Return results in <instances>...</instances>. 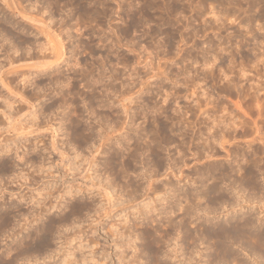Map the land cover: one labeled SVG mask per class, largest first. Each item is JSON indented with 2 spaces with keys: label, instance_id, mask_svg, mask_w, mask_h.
<instances>
[{
  "label": "rangeland",
  "instance_id": "1",
  "mask_svg": "<svg viewBox=\"0 0 264 264\" xmlns=\"http://www.w3.org/2000/svg\"><path fill=\"white\" fill-rule=\"evenodd\" d=\"M0 24V80L3 82L0 84V96L12 106L6 110L0 102V139L7 143L15 141L24 144L16 154L0 153V264H59L57 258L60 254H56L55 249L61 247L73 252L70 257L76 260L74 264H81L80 260L86 264H204V258L209 253H214L212 263L213 260L219 262L221 258L222 262L227 257L228 261L231 260L230 264H236L241 260L235 256L240 254L243 261L239 264L264 263L261 252L264 253V245L257 239L253 240L255 236L246 241L258 242L257 247L253 243L249 246L245 243L248 250L249 247L254 248L252 251L261 246L257 249L259 253L250 250L248 257L246 244L243 248V242L240 245L237 238H234L236 243L230 237L233 241L226 238L229 242L224 243L227 250L224 248L223 251L227 253L221 251V256L215 259L220 250L219 240L214 241L219 239L218 234L214 232L219 229L212 224L210 226L202 216L210 182L209 162L218 165L216 170L219 172L216 171L215 175L220 180V172L224 171L226 178L234 173V176L228 175L234 180L236 176H243L240 173L247 164L259 160L264 164V153L254 148L258 142L252 138H257L255 133L252 134V125L255 124L253 120L261 117L260 114L263 116L264 106L261 104L264 101L261 104L257 102L258 107L251 101L249 105L253 103L257 108H253V104L250 108L262 112L251 110L248 114V111L237 110L234 106L239 103L238 97L245 94L249 99L253 90L234 92L232 85L228 84L230 88L226 85L222 93L217 89L222 82L220 80H223L219 79L220 74L223 76L220 78H224L230 67L233 71L230 73L235 76L240 68L245 69L247 65L249 68L246 67V70L250 69L251 73L253 68L258 67L253 59L264 51V0H0ZM227 43L230 45L228 48ZM223 47L225 50L231 48V52L233 50L231 60H225L219 54L223 52ZM234 53L241 54L237 56ZM211 58L215 62L214 74L217 77L213 76L212 80V87L214 85L218 94L215 96L209 92L208 64ZM46 62L48 65L42 66ZM220 64L224 67L227 64L228 69ZM218 68L222 71L219 72ZM5 84L9 89L4 88ZM259 92L262 99L264 90ZM226 103L230 104L225 109ZM212 108L216 109V116L220 114L218 109H221L220 115L227 114L224 112H229L231 108L236 109L244 119V125L250 124L245 128L251 129L249 132L252 133L248 134V129L241 135L232 134L237 136L234 139L231 134V138L226 134L224 138L228 141L223 142V146L231 151H226L228 155L223 156L224 148L222 151L216 143V155L210 160L211 150L206 134ZM2 111L9 113L10 119ZM257 112H260L258 117ZM251 117L255 118L252 120ZM261 119L257 120L260 122ZM252 142L253 147H250ZM232 146H239L240 153H235L238 150ZM255 149L257 152L254 153ZM247 150L251 156L248 159ZM243 152L247 155H244L246 159L240 156ZM237 155L240 157L237 158ZM254 156L263 160H255ZM3 163L8 166L6 169ZM232 164L236 167L233 168ZM226 168L228 171H225ZM262 172L264 174V168ZM87 173H93L92 177ZM257 174L261 179L259 172ZM215 175L214 182H219L215 187L220 182L222 185L216 187L219 191L217 189L214 194L223 193H219L223 199L217 196L216 200H222L225 206L219 205L225 209L218 210L215 216L220 221L244 216L247 210L244 200L243 208L241 204H230L233 205L230 208L228 203H224L235 194L231 186L241 189L238 184L241 177L239 181L236 178L238 183L234 180L235 184L225 176L222 178L224 181H219ZM94 180H100V185L110 191V196L106 197L103 191L98 196ZM241 191L248 196L251 194V190L245 187ZM188 212L192 215H187ZM29 214L37 218H32L33 215L29 217ZM2 216L10 219L3 220ZM181 220L184 225L190 226H187L188 230L183 228ZM45 222L50 225L47 227L52 229L51 234L47 230H39L42 227L45 229ZM199 222L205 227L200 229L206 230V233L198 228L196 223ZM93 228H96L94 232ZM183 229L187 230L186 233L197 229L201 231V234L197 232L199 236H206L202 235L203 239L200 237L198 240V235L195 234L196 239L195 232H190L194 239L187 238ZM45 231L50 250H43L44 254L39 252L41 255L33 251L31 255L36 254V257L32 256L34 258L29 254L32 250L28 253L26 250L23 260L18 263L13 260L12 254L19 247L27 248L28 237L37 234L43 238ZM236 231L230 230L229 234L236 235ZM211 232L217 237L213 239ZM131 244L136 246L134 251L130 248L133 247ZM228 245L233 250H229ZM15 246H18L16 251ZM253 253L260 254V257L255 256L256 259L259 257L257 261ZM211 257L206 259L210 262ZM207 260L205 264L209 263Z\"/></svg>",
  "mask_w": 264,
  "mask_h": 264
},
{
  "label": "bare ground",
  "instance_id": "2",
  "mask_svg": "<svg viewBox=\"0 0 264 264\" xmlns=\"http://www.w3.org/2000/svg\"><path fill=\"white\" fill-rule=\"evenodd\" d=\"M30 21V20H29ZM5 22H6V20H5ZM31 22V21H30ZM3 23V22H2ZM4 24V23H3ZM6 24V23H5ZM1 25V24H0ZM4 26V25H3ZM2 27V26H1ZM246 28V27H245ZM8 29V28H7ZM253 29V28H252ZM47 35V34H46ZM245 35V34H244ZM248 35V34H247ZM257 35V34H256ZM227 36V35H226ZM236 36V35H235ZM249 36V35H248ZM259 36V35H258ZM241 37V36H240ZM237 39V38H236ZM256 39V38H255ZM261 39V38H260ZM228 40H230V39H228ZM239 40H240V38H239ZM246 40V39H245ZM251 40V39H250ZM259 40V39H258ZM241 41V40H240ZM248 41V40H247ZM51 42V41H50ZM228 42V41H227ZM63 43V42H62ZM251 43V42H250ZM255 43V42H254ZM228 44V43H227ZM27 45V44H26ZM52 45V44H51ZM229 45V44H228ZM236 46V45H235ZM255 46V45H254ZM224 47H226V45L224 46ZM224 47H223V49H224ZM228 47H230V45L229 46H227V48ZM259 47H261V48H263L262 47V44H261V46H260V44H259ZM255 48H256V46H255ZM17 49V48H16ZM231 49V48H230ZM229 49V50H230ZM222 50V49H221ZM225 50V49H224ZM223 50V52H221V53H219V54H221L223 57H224V59L226 60V58H228V59H232L231 58V56L233 55V50H232V52H231V50L229 51V50H225L224 51ZM250 50V49H249ZM255 50V49H254ZM259 50H261L260 48H259ZM219 51V50H218ZM216 52V51H215ZM235 52V51H234ZM245 52V51H244ZM251 52V51H250ZM256 52V51H255ZM255 52H254V55H255ZM237 53V52H236ZM252 53V52H251ZM62 54V53H61ZM241 54V53H240ZM240 54L238 53V54H235L234 53V55H239L240 56ZM56 55V54H55ZM242 55H245V54H243L242 53ZM252 55V54H251ZM55 57V56H54ZM209 57V56H208ZM221 57V56H220ZM233 57V56H232ZM247 57V56H246ZM213 58V57H212ZM210 59L211 60V62H209V69H208V75H209V79H210V81H211V89H210V94L211 95H214L215 96V94L217 93V91H215V89L213 88L214 87V85H213V87H212V80H213V76L214 77H216V73L214 74V72H215V69H214V64H215V62L213 61V59ZM217 58V57H216ZM235 58V57H234ZM240 58V57H239ZM254 58V57H253ZM257 59H250L251 60V62L253 61V63H255V64H257V66L258 67H256V69L255 68H253V73H251L252 71H249L250 69H247L246 70V67L248 66H246V64H245V69H243V67H242V65H241V67L242 68H240V67H238V69H239V71L240 72H237L238 70H234L235 72H237L236 73V75L237 76H235V75H233V74H231L230 72H232L233 73V71H231L232 70V68L230 69H228V63L227 64H225V67H224V63L223 64H220V66L221 65H223V67L224 68H226V66H227V68L226 69H228L229 70V73H228V70L226 71V70H224V68L222 69V70H224V72H225V74L226 75H224V78H220L222 75V73L220 74V77H219V79H223V80H220V81H222V82H220V81H218V83L220 82V84L218 85V84H216V85H218L219 87H217V89L219 90V92H221L222 90L224 91L225 90V88H230L229 86H231V88L234 90V92H242L244 89H248V90H253L251 93H253V95L252 96H250V98L248 99V98H246L247 97V95H246V97H245V94H244V96H240V95H242V93L241 94H239V96L241 97H238L240 100L243 98V97H245V98H243L244 100L241 102V104H240V100H239V103H238V105L237 104H235V106L234 105H232V106H234V107H236V109L237 110H240V109H242V110H246V111H248V114H249V112H251V110H252V108H250V106H252V104H250L249 105V103L251 102V101H254L255 102V105L257 104V102L259 103V101H260V104H261V101L263 102L264 101V96H262V99H261V96L259 95V91H261V90H264V51H260V55H258L257 57H256ZM220 59V58H219ZM247 59V58H246ZM209 60V59H208ZM214 60H216V59H214ZM249 60V59H248ZM249 60V61H250ZM223 61V60H222ZM241 61V60H240ZM229 62V61H228ZM251 62H247L248 64H250ZM34 63V62H33ZM218 63V62H217ZM230 63H231V61H230ZM233 63H235V60L233 61ZM237 63V62H236ZM236 63H235V66H236ZM246 63V62H245ZM219 64V63H218ZM240 64V63H239ZM40 65H41V63H40ZM46 66V65H48L47 64V62L46 63H44V64H42V66ZM252 65V64H251ZM250 65V66H251ZM41 66V67H42ZM217 66H219V65H217ZM220 66H219V68H220ZM230 66V65H229ZM233 66V65H232ZM252 66H256V65H252ZM208 67V66H207ZM218 68V69H219ZM247 68H249V67H247ZM251 68V69H252ZM43 69V68H42ZM47 69H49V68H46V70ZM207 69V68H206ZM233 69H235V68H233ZM237 69V68H236ZM255 69V70H254ZM40 70H41V68H40ZM43 70H45V68L43 69ZM221 70V71H222ZM217 71V70H216ZM220 71V69H219V72H221ZM11 72V71H10ZM42 72H44V71H42ZM218 72V71H217ZM218 72V73H219ZM40 73V72H39ZM33 74V73H32ZM224 74V73H223ZM223 77V76H222ZM217 78V77H216ZM17 79V78H16ZM69 79V78H68ZM21 80L23 81L24 79L23 78H21ZM21 80H19L20 82H21ZM215 81V80H214ZM225 81V82H224ZM207 82H208V80H207ZM217 82V81H216ZM215 82V83H216ZM1 83H3L1 80H0V84ZM22 83V82H21ZM209 84H210V82H209ZM208 84V85H209ZM229 86H228V85ZM3 85V84H2ZM5 85H7V84H5ZM215 85V86H216ZM226 85H227V87H226ZM237 89V90H235L234 89V87ZM10 87V86H9ZM25 87V86H24ZM209 87H210V85H209ZM209 87H208V89L207 90H209ZM4 88H8V85L5 87L4 86ZM216 88V87H215ZM9 89V88H8ZM226 90H228V89H226ZM10 92V91H9ZM213 92H215V93H213ZM226 92V91H225ZM225 92H223V94L225 93ZM259 92V93H258ZM222 93V92H221ZM228 93V92H227ZM243 93H244V91H243ZM18 94V93H17ZM130 94V93H129ZM222 94V95H223ZM216 95H218V94H216ZM221 95V94H220ZM219 95V96H220ZM221 95V96H222ZM228 95H229V93H228ZM238 95V94H237ZM22 96V95H21ZM218 96V97H219ZM227 96V95H226ZM208 97H209V93H208ZM211 97V96H210ZM218 97H217V99H218ZM216 98V97H215ZM214 98V99H215ZM220 98V97H219ZM223 98H224V96H223ZM210 99V98H209ZM211 99H213V96H212V98ZM229 99V98H228ZM246 99V100H245ZM23 101V100H22ZM0 102H2V105L4 106V108L6 109V110H8V109H10L12 106L10 105L11 104V102H8L7 100H5L4 98H2L1 96H0ZM208 102H209V100H208ZM211 102L213 103V101L211 100ZM210 102V103H211ZM217 102V101H216ZM218 102H221V100L220 101H218ZM217 102V103H218ZM223 102V101H222ZM238 102V101H237ZM215 103V102H214ZM213 103V104H214ZM223 103H225V102H223ZM228 103V102H227ZM227 103H226V105H224V107L225 106H228L227 105ZM232 104H233V102H232ZM240 104V105H239ZM264 103H262L261 105L262 106H264L263 105ZM207 105V104H206ZM209 105V104H208ZM212 105V104H211ZM215 105V107L217 106L216 104H214ZM237 105V106H236ZM254 104H253V108H257L258 106L257 105H259V104H257L256 106H255ZM261 105H260V107H261ZM222 106V105H221ZM220 106V107H221ZM255 106V107H254ZM208 107H210V109H211V106L209 105ZM213 107V106H212ZM214 107V108H215ZM223 106H222V108L221 109H223L224 108ZM2 108V107H1ZM228 108V107H227ZM245 108V109H244ZM262 108V107H261ZM4 109V111H6ZM210 109H208V111L210 110ZM221 109H218V110H220L219 112H220V114H221ZM225 109H226V107H225ZM225 109L224 110H222L223 112L225 111ZM230 109V108H229ZM228 109V110H229ZM236 109H232L231 108V110H229V112L226 110V112H224V113H227V114H223L222 113V115H220L219 113V115H217V116H219L218 118H217V116L214 114V112H215V110L212 108V110H210V112H209V116L210 117H208V119H210L209 120V127H207L208 129V133L206 134L207 136H208V140L210 141H208V144H210L209 146H210V157H211V159L210 160H212V157H214V155H216L215 154V147H214V144L216 145V143L217 144H219L220 145V147H221V149L222 148H224V152H225V154L223 153V156L224 155H228V154H226V151H227V153L228 152H230L231 150L230 149H232L231 148V146H230V149L228 148V146L226 147V148H228L230 151H228L227 149H225V146H223V142H226V141H228V140H226L225 138H224V136H226V134H227V136H228V134H229V137H230V134H231V136H232V134L234 135V134H236V133H240V135H241V133H243V132H245V131H247L246 130V125H244V123H243V121L242 120H244L243 118L241 119V117H240V114L238 115V112H237V110ZM1 110V109H0ZM214 110V111H213ZM233 110H236V111H233ZM260 109H256V111H259ZM264 110V109H263ZM4 111H2V113L4 112ZM252 111H255V109L254 110H252ZM256 111L254 112V113H256ZM261 112H262V110H260ZM8 112V111H7ZM242 112V111H241ZM9 113H10V110H9ZM9 113H5L4 112V114H6L7 116L6 117H8V119H10V117H9ZM243 113H245V114H247V112H245V111H243ZM254 113H251V114H254ZM258 113V112H257ZM262 113H264V112H262ZM12 114V113H11ZM217 114V113H216ZM248 114H247V116H248ZM260 112L258 113V115H256L257 117L258 116H260L261 115V117H258V118H256V120L258 119L259 120V118L261 119H263V117H264V114H263V116H262V114H260ZM2 115V114H1ZM244 115V114H243ZM12 116V115H11ZM34 116V115H33ZM252 116V115H251ZM254 116V115H253ZM252 116V117H253ZM249 117H250V115H249ZM251 117V118H252ZM5 118V117H4ZM36 118V117H35ZM245 118H247V117H245ZM255 118V117H254ZM254 118H252V120L254 119ZM261 119V120H262ZM250 120V119H249ZM248 120V121H249ZM256 120H253L254 122H255V124L254 125H252V126H254L253 128H254V131H253V133L252 132H249L251 129H249L248 131H247V133L249 134V133H252L253 135H254V133H255V136H257V138L255 137H252V135H250L252 138H253V140L254 141H256L257 140V146H258V148H257V146L256 145H254V148H256L257 150L259 149L262 153H264V122H263V124H262V122H261V120H260V122L258 123ZM264 120V119H263ZM5 121V120H4ZM11 121V120H10ZM244 122H247V121H244ZM2 125H4V124H2ZM8 125V124H7ZM250 125V124H249ZM249 125H247V127L249 126ZM10 126V125H9ZM61 127V126H60ZM250 127V126H249ZM1 131V130H0ZM4 131H5V129H4ZM6 131H7V129H6ZM57 131V130H56ZM3 132V131H2ZM206 132V131H205ZM12 133V132H11ZM10 133V134H11ZM3 134V133H2ZM245 134V133H244ZM244 134H242V135H244ZM24 136V135H23ZM226 136V137H227ZM246 136V135H245ZM249 136V135H248ZM17 137V136H16ZM228 137V138H229ZM233 137H237V136H232V139H234ZM241 137V136H240ZM223 138L225 139V140H223ZM231 138V137H230ZM229 138V139H230ZM238 139H240V138H238ZM12 140H14V139H12ZM218 140V142H216ZM243 140V139H242ZM252 140V141H253ZM206 141H207V138H206ZM230 141H233V140H230ZM229 141V142H230ZM241 141V140H240ZM244 141V140H243ZM228 142V143H229ZM250 142H251V139H250ZM233 143H236L235 141H233ZM241 143V142H240ZM247 143V142H246ZM238 144V143H237ZM242 144V143H241ZM247 145V144H246ZM249 145V144H248ZM208 145H207V148L209 147ZM216 146H218V145H216ZM250 146V145H249ZM249 146H247V148L246 149H248V147ZM256 146V147H255ZM24 147V144H19L18 142H15V141H12V142H8L7 143V141L6 142H4V141H2L1 139H0V153H7V152H13V153H15L16 154V152H17V150L19 149V148H23ZM232 147H234V148H236L237 149V147H239V146H237V147H235V146H232ZM250 147H253V142L251 143V146ZM51 148H53V147H51ZM241 148V147H240ZM239 148V149H240ZM29 149V148H28ZM217 149V148H216ZM218 149H219V147H218ZM220 149V150H221ZM236 149L234 150L233 149V151H236ZM255 149V151H254V153L255 152H257V150ZM220 150H219V152H220ZM238 150V149H237ZM241 150V149H240ZM259 150H258V152H259ZM26 152L28 151L27 149L25 150ZM208 151V150H207ZM222 151H223V149H222ZM242 151H243V149H242ZM248 151V150H247ZM247 151H245V153L247 152ZM29 152V151H28ZM42 152V151H41ZM211 152L213 153V155L211 154ZM18 153V152H17ZM217 153V152H216ZM221 153V152H220ZM235 153H240L239 152V150H238V152H235ZM244 153V152H243ZM242 153V154H243ZM243 154V155H240V156H242V157H245L244 159H246V154ZM249 153V151L247 152V154ZM260 153V152H259ZM258 153V154H259ZM261 153V155H263ZM22 154V153H21ZM26 154V153H25ZM208 154H209V151H208ZM231 154V153H230ZM250 154V153H249ZM248 154V155H249ZM257 153H256V155H258ZM217 155H219V154H217ZM244 155H246V156H244ZM260 155V154H259ZM16 156V155H15ZM208 156V155H207ZM221 156V155H220ZM231 156V155H230ZM239 156V157H240ZM18 157V156H17ZM22 157H23V155H22ZM216 157V156H215ZM226 157V156H225ZM224 157V158H225ZM232 157H233V154H232ZM231 157V158H232ZM234 157H235V155H234ZM238 157V155H237V158H239ZM249 157H251L250 155L247 157V159L249 158ZM259 157V156H258ZM21 158V157H20ZM209 158V157H208ZM237 158H236V160H237ZM254 158H256L255 156H254ZM232 159H234V158H232ZM241 159V158H240ZM240 159L238 160L239 162H241L240 161ZM243 158L241 159L242 161L244 160ZM258 159H262V157H260V158H258ZM257 158L255 159V160H258ZM30 160V159H29ZM209 160V161H210ZM214 160H215V158H214ZM230 160V159H229ZM228 160V161H229ZM254 160V161H255ZM263 160V159H262ZM261 160V161H262ZM4 161H6V160H4ZM232 161V160H231ZM245 161V160H244ZM93 162V161H92ZM237 162V161H236ZM7 163V162H6ZM225 163H227V161L225 162ZM229 163V162H228ZM243 163V162H242ZM263 163V162H262ZM209 168H207V170H209V178H208V176H207V178H208V180H210V182H209V184L207 185L208 186V193H207V195H208V197H207V195H206V199H207V204H206V206H204L205 208H202V212H203V219H205L206 221H208V223H209V225L210 224H212V226H216V228L217 229H219V230H221L222 232H220L219 233V230H215V232L213 231L214 229L211 227V230L216 234V232H217V234H218V238L219 239H216L215 238V234L214 233H212L211 232V234L213 235V239L215 238V240L214 241H217V240H219L218 242H219V255H218V252H217V249L214 247V250L217 252L216 254L218 255H216L215 257V259H217V258H219V256H221L220 255V252L221 251H223V249L225 248H227V247H225L226 246V244H224L225 242H227L225 239L226 238H233V240H235L236 238V240L237 241H239V243H240V245H241V243L243 242V248H244V246H245V244L247 243V239H249V238H251V237H256L255 239H253V238H251V239H253V240H255L256 241V239H257V241L261 244V245H264L263 243L264 242H262V240H264V174H263V172H262V169L264 168L263 167V165L264 164H261L260 163V160L259 161H257V162H255V163H252V164H247V166L245 167L244 166V168L242 169V167H241V169L243 170V172L242 173H240V175L241 174H243V176H240L241 177V180L238 178V176H236V178L238 179V181H239V183L236 181V178L234 179L238 184H240L241 185V189H239V190H236V187L234 186H231V189L233 188V190L235 191V194L234 195H232V197H229V198H231V199H229L228 201L226 200V201H224V203H228L229 205L230 204H235V205H240L241 204V208H243V205H242V202H243V200H244V202L243 203H246L247 204V206H246V208H247V210L244 212V214H241V215H244V216H242V217H238L239 219H235V220H224V221H220V220H218V218H217V216H215V213L218 211V210H221L222 211V209H221V206H219V205H222L223 204V202H222V200H216V197L217 196H219V193L221 192H219V193H217L216 195L217 196H215V192H216V190L218 189H216V187H218L219 185H222L221 184V182H220V184L218 185V186H216L215 187V184L217 183H219V182H214V180H215V178H214V175H215V172L216 171H218V170H216V168L218 169V165L216 166L213 162H209ZM222 164V163H221ZM230 164V163H229ZM229 164L227 165L228 167H230L229 166ZM240 164V166H241V163H239ZM6 164H4L3 163V167L6 169L7 167L5 166ZM68 165V164H67ZM234 165V167L233 168H235L236 166H235V164H232V166ZM243 165H246L245 163L243 164ZM16 166V165H15ZM160 166V165H159ZM221 166H223V164L221 165ZM239 166V167H240ZM220 167V166H219ZM223 168H224V166H223ZM223 168H222V170H223ZM70 169H71V167H70ZM85 169H86V167H85ZM169 169V168H168ZM220 169V168H219ZM227 170H225V171H228V168H226ZM241 169H240V171H241ZM8 170V169H7ZM88 170V169H87ZM237 170H238V166H237ZM89 171V170H88ZM230 171V170H229ZM235 171H236V169H235ZM85 172H87V171H85ZM219 172V171H218ZM224 172V171H223ZM223 172H220L221 173V177L223 178L224 176H223ZM231 172V171H230ZM237 172V171H236ZM259 172V176L261 177V179H262V182H260L261 181V179L260 178H258L257 177V173ZM80 173V172H79ZM217 173V172H216ZM231 173H233V171L231 172ZM238 173H239V171H238ZM261 173V174H260ZM18 174V173H17ZM88 174V173H87ZM91 174H93V173H91ZM91 174L89 173L88 175H90L91 176ZM225 174H227L226 172H225ZM21 175V174H20ZM19 175V177L21 178L23 175H21L20 176ZM25 175V174H24ZM167 175V174H166ZM165 175V176H166ZM219 176H220V174H218ZM228 175H230V174H228ZM227 175V177H229L230 178V180L232 179L230 176H234V173H233V175H230V176H228ZM238 175V174H237ZM216 176V175H215ZM92 177V176H91ZM149 177V176H148ZM217 178H218V176H216ZM23 178V177H22ZM21 178V179H22ZM90 178V177H89ZM147 178V177H146ZM217 178H216V180H217ZM221 178V180H223ZM224 178H226V176L224 177ZM229 178H226L227 180L229 179ZM95 179V178H94ZM219 179V178H218ZM226 179H225V181H226ZM260 181H259V180ZM24 180V179H23ZM148 180H149V182L151 181L150 180V178H148ZM220 179H219V181H221ZM234 180H231V181H233L234 182ZM95 181V180H94ZM146 181H147V179H146ZM224 181V180H223ZM230 181V182H231ZM95 182H97V183H95V185H96V187H97V190L98 191H96L97 192V194H98V196H101V191H103L104 193H105V195H106V197H107V195L108 196H110L109 195V193H110V191L109 190H107V188H105V186L103 187V186H101L102 185V183H99L100 182V180L99 181H95ZM236 182H234L235 184H237ZM153 183V182H152ZM223 183V182H222ZM233 183V184H234ZM101 184V185H100ZM147 184H148V182H147ZM155 184V183H154ZM224 184V183H223ZM231 183H228V185H230ZM87 185V184H86ZM144 185V184H143ZM226 185V184H225ZM232 185V184H231ZM240 185H237V186H240ZM148 186H150V185H148ZM71 187V186H70ZM79 187V186H78ZM107 187V186H106ZM226 188H228L227 187V185L225 186ZM224 187V188H225ZM243 187H245V188H248L249 189V191L251 190V194H249V196L248 195H246V193L243 191H241L242 190V188ZM222 188V187H221ZM220 188V189H221ZM230 188V187H229ZM228 188V189H229ZM154 189V188H153ZM169 189V188H168ZM231 189H229V191L231 192ZM225 190V189H224ZM199 191V190H198ZM206 191V192H207ZM219 191V189L217 190V192ZM247 191V190H246ZM248 191V193H250ZM33 192V191H32ZM178 192V191H177ZM228 192V191H227ZM229 192V194L231 195L232 193H230ZM204 193H205V191H204ZM96 194V195H97ZM184 194V193H183ZM220 194H222L223 195V193H220ZM195 195V194H194ZM229 195V196H230ZM193 196V195H192ZM102 198V197H101ZM109 198H111V197H109ZM222 197H221V195L219 196V198L218 199H221ZM27 199V198H26ZM33 199V198H32ZM35 199V198H34ZM38 199V198H37ZM36 199V202L38 201ZM98 199V198H97ZM108 199V198H107ZM223 199V198H222ZM224 199H225V194H224ZM242 199V200H241ZM100 200V199H99ZM103 200V199H102ZM101 200V201H102ZM108 201V200H107ZM110 201V200H109ZM195 202V201H194ZM239 202H241V203H239ZM39 203V202H38ZM38 203H36V204H38ZM55 203H57V202H55ZM98 203V202H97ZM99 203H100V201H99ZM108 203V202H107ZM53 204V203H52ZM195 204V203H194ZM54 205V204H53ZM80 205V204H79ZM97 205V204H96ZM96 205H94V207L96 206ZM99 205V204H98ZM97 205V206H98ZM218 205V206H217ZM226 205V204H225ZM232 205V206H233ZM234 205V206H235ZM102 206V205H101ZM224 205H222V207H223ZM232 206L230 205L229 207L230 208H232ZM225 207V206H224ZM226 207H227V205H226ZM237 207V206H236ZM239 207V206H238ZM237 207V208H238ZM32 208V207H31ZM79 208V207H78ZM90 208V207H89ZM102 208V207H101ZM100 208V209H101ZM240 208V207H239ZM93 209V208H92ZM149 209V208H148ZM225 209V208H224ZM223 209V210H224ZM227 209V208H226ZM229 209V208H228ZM33 210V209H32ZM87 210H89V209H87ZM104 209H102V211H103ZM233 210H235V209H233ZM188 211V210H187ZM190 211V210H189ZM228 211V210H227ZM231 211V210H230ZM237 211V210H236ZM242 211V210H241ZM13 212V211H12ZM146 212V211H145ZM186 212V211H185ZM225 212V211H224ZM229 212V211H228ZM6 213L7 212H5V215H6ZM21 213H23V211L21 212ZM31 213V212H30ZM33 213V212H32ZM97 213V212H96ZM148 213V212H147ZM152 213V212H151ZM193 213V212H192ZM218 213V212H217ZM229 213H235L234 211H232V212H229ZM2 214V213H1ZM4 214V213H3ZM2 214V215H3ZM145 214V213H144ZM143 213H142V215H144ZM227 214V213H226ZM239 214V215H240ZM24 215V214H23ZM27 215H28V213H27ZM30 215H33V214H29V217H32V216H30ZM36 215V214H35ZM184 215H185V217H186V214L184 213ZM187 215H192V214H190L189 212L187 213ZM217 215V214H216ZM228 215H230V214H228ZM238 215V216H239ZM4 216V215H3ZM2 216V217H3ZM7 216H8V214H7ZM3 217L4 219L3 220H6L8 217ZM201 216V217H202ZM234 216H236L235 214H234ZM25 217H28V216H26L25 215ZM36 216H34L33 215V217L32 218H35ZM152 217V216H151ZM229 217H231V216H229ZM228 217V218H229ZM237 217V216H236ZM37 218V217H36ZM125 218V217H124ZM123 218V219H124ZM184 218V217H183ZM187 218V217H186ZM186 218L184 219L185 221H186ZM215 218H217V220H215ZM8 219H10V218H8ZM26 219H28V218H26ZM155 219V218H154ZM188 219V218H187ZM225 219V218H224ZM94 220V219H93ZM183 220V219H182ZM182 220L180 221L181 223H182ZM223 220V219H222ZM10 220H8V222H9ZM125 221V220H124ZM138 221H139V219H138ZM189 221V220H188ZM187 221V222H188ZM58 222V221H57ZM180 222H178L180 225H182V226H185V227H183V228H185L186 229V227L187 226H189L188 224L187 225H184L185 224V222L183 221V223L181 224ZM196 222V221H195ZM11 223V222H10ZM46 223V222H45ZM141 223V222H140ZM202 223V222H201ZM9 224V223H8ZM124 224H126V223H124ZM171 224V223H170ZM173 224V223H172ZM171 224V225H172ZM175 224V223H174ZM197 225L199 224V229H200V227H202L203 229L205 228L204 226H200L201 224H200V222L199 223H196ZM203 225V224H202ZM3 226V225H2ZM5 226V225H4ZM42 226V225H41ZM47 226H49L50 227V225L49 224H47L46 223V227L44 226V228L45 229H39V230H47V232H49V234H51L52 233V231H51V233H50V230H52V229H50V230H48L49 229V227H47ZM53 226V225H52ZM174 226V225H173ZM211 226V225H210ZM40 227V226H39ZM126 227H128V226H126ZM190 227V226H189ZM196 227V226H195ZM37 229V228H36ZM95 229L96 228H93V232L95 231ZM129 230H131V228L129 227L128 228ZM182 229V228H181ZM180 229V230H181ZM185 229H183L184 231V233L186 234V237L188 238V237H193V239H194V236H190L191 234H193L194 232V235L195 234H197V232H198V234H201V231H203V232H205L203 229L201 230V231H198L197 229H195V230H197V231H195L194 230V232L192 233L191 231H189V232H187L189 235L187 236V233L185 232V231H187L188 230V227H187V230H185ZM193 229V228H192ZM235 229L237 230L236 232H237V234L236 235H233V234H229L230 233V230H233V231H235ZM190 230V229H189ZM56 231V230H55ZM31 232H32V230H31ZM41 232V231H40ZM44 232V231H43ZM149 232V231H148ZM180 232H182V231H180ZM190 232H191V234H190ZM200 232V233H199ZM202 232V233H203ZM34 233V232H33ZM36 233L38 234L39 232H37L36 231ZM45 233H46V231H45ZM45 233H42V235H44ZM175 233V232H174ZM184 233H183V235H184ZM206 233V232H205ZM32 234V233H31ZM34 235L33 234V236H34V238H32L33 236L31 235V238H32V240H30L31 238H29L28 237V246H27V248H22V247H19V249H17V252L16 253H14V254H12V256H14L13 258V260L14 261H17V263H18V261H21V260H23V256H24V254H25V252H26V250H27V253H28V251H31L32 250V252H30L29 254H30V256L32 257V256H34V257H36L35 255L36 254H33V255H31V253H34L33 251H35V253L36 252H38L37 253V255H39L40 253L39 252H41L42 254H44L43 253V250H50L49 249V246H50V243H49V241H47L48 239V234L46 233V235L45 236H43V238H39L38 237V235ZM146 234H147V231H146ZM177 234H179V233H177ZM197 234V235H198ZM30 235V234H29ZM150 235V234H149ZM182 235V234H181ZM197 235H195V238H196V236ZM203 235V234H202ZM202 235L201 236H197V238H198V240L199 239H201L200 237H202ZM36 236H37V238L38 239H41V240H37V238H36ZM40 236H41V234H40ZM185 236V235H184ZM203 236H206V234H204ZM49 237H52V236H49ZM181 237H183V236H181ZM217 237V236H216ZM175 238V237H174ZM185 238V237H184ZM191 238H189V239H191ZM196 238V239H197ZM204 238H206V237H204ZM230 238V239H231ZM235 238V239H234ZM35 239L37 240V242L35 241ZM51 239V238H50ZM202 239H203V237H202ZM239 239V240H238ZM148 240V239H147ZM197 240V241H198ZM232 240V239H231ZM232 240V241H233ZM235 240V241H236ZM253 240H250V241H253ZM194 241V240H193ZM196 241V240H195ZM213 241V243H215ZM232 241H230V243H232ZM237 241H236V243H237ZM200 242V241H199ZM229 242V241H228ZM228 242H227V244H228ZM246 242V243H245ZM258 242L255 244V243H253V242H251V243H253L256 247H257V244H258ZM86 243V242H85ZM202 243V242H201ZM235 243V244H236ZM251 243H247L248 244V246H249V244H251ZM199 244V243H198ZM215 244H217V242L215 243ZM247 244H246V247H245V249L247 248ZM253 244H251V245H253ZM51 245H52V243H51ZM62 245V244H61ZM80 245H82V244H79V246ZM132 245V244H131ZM151 245H153V243L151 244ZM155 245V244H154ZM195 245V244H194ZM211 245V244H210ZM230 245H233V244H230ZM239 245V244H238ZM237 245V246H238ZM19 246V245H18ZM17 246V247H18ZM78 246V247H79ZM133 247H131L130 246V248H131V250H133L135 247H134V244L132 245ZM147 246H148V244H147ZM150 246V245H149ZM213 246V245H212ZM236 246V247H237ZM254 246V247H255ZM259 246V245H258ZM16 246L14 247L15 248V251H16V248H17ZM61 247V246H60ZM228 247H230L229 248V250L230 249H232V247L231 246H229L228 245ZM255 247V248H256ZM264 247V246H263ZM263 247H262V249H263ZM50 248H52V247H50ZM57 248H59V247H57ZM210 248V247H209ZM208 248V249H209ZM212 248V247H211ZM259 248V247H258ZM257 248V249H258ZM260 248H261V246H260ZM259 248V249H260ZM29 249V250H28ZM207 249V250H208ZM224 249V250H225ZM240 249H241V247H240ZM244 249V250H245ZM249 249L252 251V249H254L253 247L252 248H250L249 247ZM257 249H255L254 251H252V252H254V253H259V250L257 251ZM261 249V250H262ZM52 250V249H51ZM136 251H137V249H135ZM214 250H212V252L214 251ZM227 250V249H226ZM233 250V249H232ZM239 250V249H238ZM244 250H242V251H244ZM247 250H248V248H247ZM247 250H245V251H247ZM250 250H248V257H249V251ZM264 250V249H263ZM46 251V252H47ZM54 251V249L52 250V252ZM134 251V250H133ZM132 251V252H133ZM214 251V252H215ZM241 251V250H240ZM241 251V252H242ZM46 252H45V255H46ZM55 252H57L56 254H60V255H58V258H57V261H59V264L61 263V262H65V263H61V264H74V263H76V260L74 259V258H71L70 256H72L73 255V252H67V250H66V248L64 249V248H59V249H55ZM210 252H211V249H210ZM223 252H225V254L227 253V251H223ZM229 252V251H228ZM231 252H233V251H231ZM239 252V251H238ZM262 252V254H264L263 253V251H261ZM24 253V254H23ZM26 253V257L29 255V254H27ZM153 253H155V252H153ZM201 253V252H200ZM244 253V252H243ZM253 253V254H254ZM50 254V253H49ZM155 254H157V253H155ZM193 254V253H192ZM201 254H203V253H201ZM206 254V253H205ZM209 254H211V253H209ZM209 254H208V256L207 257H209L210 258V256H212L211 257V261L209 262L207 259H209V258H204L205 260H207L206 262H209L210 264H219V263H224V261H225V263L226 262H229V261H231L230 259H229V261L226 259L227 257H224L223 258V260H222V262H220V260L222 259H218V261L219 262H215L214 260H213V262L214 263H212V259H213V255L212 254H214V253H212L210 256H209ZM221 254H222V252H221ZM246 254V253H245ZM246 254V255H247ZM251 254V253H250ZM41 255V254H40ZM230 255V254H229ZM228 255V256H229ZM234 255V254H233ZM241 255V254H240ZM240 255H239V257H238V255L237 256H235L236 258H239L241 261H239L238 259H236V261L238 260V262H240V263H242V259H241V257H240ZM259 256L258 254H254V257L255 256ZM29 256V257H30ZM43 256V255H42ZM202 256V255H201ZM226 256V255H225ZM244 256V255H243ZM251 256H253V255H251ZM256 256V257H257ZM34 257H32V258H34ZM65 257H67V259L65 258ZM246 257V256H245ZM254 257L252 258V259H254ZM256 257H255V259H256ZM260 257V256H259ZM259 257L257 258V259H259ZM16 258V259H15ZM71 258V259H70ZM153 258H156L157 259V257H153ZM162 258V257H161ZM263 259H264V256L262 257ZM9 259V258H8ZM26 259V258H25ZM204 259H202V261L204 260ZM224 259H226V260H224ZM254 259V260H255ZM257 259H256V261H257ZM10 260H12V257L10 258ZM12 260V261H13ZM27 260H29V258L27 257ZM138 260V259H137ZM205 260H204V264H205ZM233 260V259H232ZM235 260V259H234ZM247 260V259H246ZM249 260V259H248ZM260 260H262L261 258H260ZM13 261V262H14ZM53 261H55V260H53ZM158 261H160V260H158ZM236 261H234V262H236ZM264 261V260H263ZM8 262H9V260H8ZM7 262V263H8ZM11 262V261H10ZM9 262V263H10ZM29 262V261H28ZM27 262V263H28ZM36 262V261H35ZM80 262H81V264H86L85 263V261L84 260H80ZM139 262V261H138ZM196 262H201V261H196ZM237 262V263H238ZM247 262V261H246ZM255 262V261H254ZM260 263H261V261H259ZM12 263V262H11ZM10 263V264H11ZM47 263V262H46ZM58 263V262H57ZM56 263V264H57ZM160 263H162L161 261H160ZM209 263H207V264H209ZM224 263V264H225ZM232 263V262H231ZM236 263V264H237ZM258 263V262H257ZM260 263H258V264H260ZM18 264H22L21 262H19ZM51 264V263H50ZM55 264V263H54ZM162 264H165V263H162ZM200 264V263H199ZM227 264V263H226ZM229 264H230V262H229ZM239 264V263H238ZM253 264V263H252ZM262 264V263H261ZM264 264V263H263Z\"/></svg>",
  "mask_w": 264,
  "mask_h": 264
}]
</instances>
